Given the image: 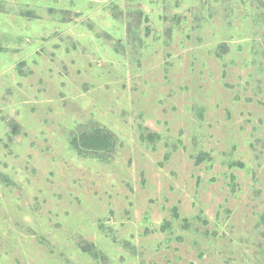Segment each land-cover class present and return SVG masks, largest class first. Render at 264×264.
Segmentation results:
<instances>
[{
  "label": "rangeland",
  "instance_id": "374dc122",
  "mask_svg": "<svg viewBox=\"0 0 264 264\" xmlns=\"http://www.w3.org/2000/svg\"><path fill=\"white\" fill-rule=\"evenodd\" d=\"M0 264H264V0H0Z\"/></svg>",
  "mask_w": 264,
  "mask_h": 264
},
{
  "label": "trees",
  "instance_id": "16d2710c",
  "mask_svg": "<svg viewBox=\"0 0 264 264\" xmlns=\"http://www.w3.org/2000/svg\"><path fill=\"white\" fill-rule=\"evenodd\" d=\"M90 142H88L87 144H95L93 141H91V139H89ZM106 147H108V141H105ZM104 146V145H103ZM102 147V146H101Z\"/></svg>",
  "mask_w": 264,
  "mask_h": 264
}]
</instances>
